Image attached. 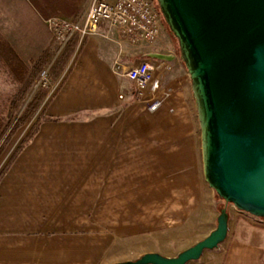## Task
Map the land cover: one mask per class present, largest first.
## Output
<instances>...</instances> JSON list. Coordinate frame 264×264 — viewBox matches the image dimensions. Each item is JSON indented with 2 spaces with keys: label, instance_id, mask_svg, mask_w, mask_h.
<instances>
[{
  "label": "crops",
  "instance_id": "obj_1",
  "mask_svg": "<svg viewBox=\"0 0 264 264\" xmlns=\"http://www.w3.org/2000/svg\"><path fill=\"white\" fill-rule=\"evenodd\" d=\"M88 2L0 0V35L30 67L51 41L44 21L80 18ZM111 30L74 40L40 109L50 120L0 178V264L135 261L170 252L211 213L191 81L172 43L162 31L131 45ZM152 55L173 58L154 75L168 93L154 112L151 89L137 94L113 70L117 58L136 66ZM227 210L212 261L188 264H264V222Z\"/></svg>",
  "mask_w": 264,
  "mask_h": 264
},
{
  "label": "water",
  "instance_id": "obj_2",
  "mask_svg": "<svg viewBox=\"0 0 264 264\" xmlns=\"http://www.w3.org/2000/svg\"><path fill=\"white\" fill-rule=\"evenodd\" d=\"M155 1L191 81L204 180L226 207L215 230L176 257L120 264L200 260L227 238V205L264 221V0Z\"/></svg>",
  "mask_w": 264,
  "mask_h": 264
},
{
  "label": "built area",
  "instance_id": "obj_3",
  "mask_svg": "<svg viewBox=\"0 0 264 264\" xmlns=\"http://www.w3.org/2000/svg\"><path fill=\"white\" fill-rule=\"evenodd\" d=\"M44 23L55 44L57 56L72 41L83 42L90 37L102 36V31L108 28L117 30L119 37L131 45L155 42L162 28L161 14L151 0H89L85 14L79 19L48 18ZM162 65L163 61L147 59L136 66H125L117 58L113 70L117 76L130 81L137 94L151 89L154 97L148 103V110L154 112L168 96L154 77Z\"/></svg>",
  "mask_w": 264,
  "mask_h": 264
},
{
  "label": "rangeland",
  "instance_id": "obj_4",
  "mask_svg": "<svg viewBox=\"0 0 264 264\" xmlns=\"http://www.w3.org/2000/svg\"><path fill=\"white\" fill-rule=\"evenodd\" d=\"M157 9V3L155 0H151ZM158 10V9H157ZM86 11V9H85ZM84 8L79 12V16H83L85 13ZM62 19V18H61ZM79 19V18H77ZM75 19V20H77ZM162 20V30L167 36H168V42L172 43L173 46V53L176 56L179 61H181V66L185 68L181 57L179 53V48L176 39L172 36L169 29L167 28L165 22L163 21V18L161 16ZM45 24V23H44ZM107 31L112 32L111 29L108 28ZM75 41H72L66 49L57 56L56 50H55V44L51 38V41L49 43L48 49L42 53L40 56L41 61H46L47 66L44 68V70L40 73V75L37 77L36 81L33 83L32 87L25 93V95H22V92L24 90V85H21L17 83L9 71L5 69L0 64V119H5L8 110H10L11 104L12 106L18 102V104L21 106L19 114L25 109L28 103H30L38 94L44 95L45 97L48 95V91L51 89L52 86H54V82L56 78H58V72L61 69L63 63L67 59V57H70L73 53ZM77 44V43H76ZM72 52L70 53V51ZM70 54V55H69ZM69 55V56H68ZM23 62L25 64H29L28 59L25 57L23 58ZM37 61V60H36ZM21 98H23L21 100ZM45 99L42 102V106L45 102ZM41 106V108H42ZM41 111V110H40ZM36 118L28 121L24 126H22L20 129H18L14 135L11 137L9 142L5 145L3 152L0 154V174L5 168L6 163L10 160L12 155L17 150L18 146L28 133V131L31 129L33 124L35 123ZM13 125V124H12ZM12 127V126H11ZM226 207V204L223 200L219 199L217 195L213 192L212 193V202H211V213H207L203 222H201L200 225L194 227V228H188L179 238L177 239V242L173 244L172 250L170 252L168 250H165L159 255L166 257V258H172L173 256H170V253L175 254L174 257H176L181 252L187 250L188 248L194 246L199 241L205 239L212 231L216 228V219L219 216L220 210ZM233 209L234 207L231 205H227V209ZM228 212V210H227ZM244 216V215H243ZM258 220V219H257ZM259 222L261 220H258ZM214 251H206L203 253L200 260L196 261L197 263H208L212 261V258L214 256Z\"/></svg>",
  "mask_w": 264,
  "mask_h": 264
},
{
  "label": "trees",
  "instance_id": "obj_5",
  "mask_svg": "<svg viewBox=\"0 0 264 264\" xmlns=\"http://www.w3.org/2000/svg\"><path fill=\"white\" fill-rule=\"evenodd\" d=\"M158 9V8H157ZM159 11V10H158ZM76 42V41H75ZM0 64L9 71L13 79L24 85V90L22 95L32 87L33 83L36 81L37 77L47 66L46 61H41L38 59L32 64V66H26L16 55L14 50L6 42V40L0 35ZM45 98L44 95H37L30 103L27 104L25 109L19 114L20 105L18 102L10 107L5 119H0V154L3 152L5 145L9 142L14 133L24 126L28 121L36 118L35 123L28 131L17 150L11 157L8 164L5 166L0 174V178L8 169L10 163L18 155V153L33 139L37 133L39 126L50 119L46 118L44 112H41L42 102ZM23 98H21L22 100ZM13 124V125H12ZM12 126V127H11Z\"/></svg>",
  "mask_w": 264,
  "mask_h": 264
}]
</instances>
